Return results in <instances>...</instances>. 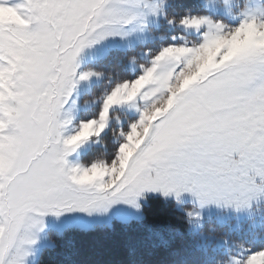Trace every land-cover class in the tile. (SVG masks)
<instances>
[{"label": "snow or ice", "instance_id": "snow-or-ice-1", "mask_svg": "<svg viewBox=\"0 0 264 264\" xmlns=\"http://www.w3.org/2000/svg\"><path fill=\"white\" fill-rule=\"evenodd\" d=\"M120 2L0 3V264H24L32 229L43 223L34 213L107 210L135 204L146 190L237 207L264 195V19L255 14L228 31L186 17L188 28L208 25L203 43L163 48L106 96L98 118L64 136L71 121L60 117L80 52L116 34L105 28L136 18ZM138 97L153 102L115 158L70 166L66 157L105 130L113 107ZM244 264H264V249Z\"/></svg>", "mask_w": 264, "mask_h": 264}, {"label": "rangeland", "instance_id": "rangeland-1", "mask_svg": "<svg viewBox=\"0 0 264 264\" xmlns=\"http://www.w3.org/2000/svg\"><path fill=\"white\" fill-rule=\"evenodd\" d=\"M197 12L188 17H207L213 23L224 25L225 31L238 27L250 14L264 19V0H197ZM24 0H0L9 5L22 4ZM171 0H121L117 5L125 10L126 16L136 18L129 23H118L105 28L116 34L109 35L91 46L85 47L77 58L76 86L68 98L61 119H70L64 136L74 134L83 122L98 118L104 99L124 81H131L151 67L154 57L167 46L193 47L204 42L208 25L199 29L182 24L186 16L169 13ZM3 14L0 13V16ZM126 56V74L108 72L112 61L120 62V55ZM183 65L181 64L180 67ZM179 71V68H177ZM84 73H95L88 79L79 77ZM116 73V72H115ZM153 99L138 97L130 104L115 106L105 130L81 144L67 157L70 166L91 167L99 161L110 162L115 158L131 125L139 121L145 108ZM123 133V134H122ZM109 135V141L104 136ZM114 157V144H118ZM259 183V178H257ZM158 196L174 203L176 208L187 214L189 229L197 234L207 255V264H244L252 251L264 249V195L252 199L248 205L210 202L201 204L199 198L189 191L164 194L163 190H146L136 197L135 204L119 201L107 210L63 211L56 215H35L42 225L32 229L35 243L25 245L30 253L24 264H36L41 252L52 247L53 233H62L66 228L77 227L84 230L96 226H110L116 221L128 223L143 218V206L148 197Z\"/></svg>", "mask_w": 264, "mask_h": 264}, {"label": "trees", "instance_id": "trees-1", "mask_svg": "<svg viewBox=\"0 0 264 264\" xmlns=\"http://www.w3.org/2000/svg\"><path fill=\"white\" fill-rule=\"evenodd\" d=\"M169 13L179 17L197 12V0H171ZM112 61L108 72L126 74V56ZM116 72V73H115ZM118 74V75H119ZM104 141H110L105 135ZM118 144H114V157ZM198 235L189 229L187 214L162 197H148L143 218L128 223L88 230L66 228L53 233L52 247L45 248L36 264H207V255Z\"/></svg>", "mask_w": 264, "mask_h": 264}]
</instances>
